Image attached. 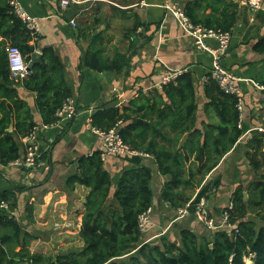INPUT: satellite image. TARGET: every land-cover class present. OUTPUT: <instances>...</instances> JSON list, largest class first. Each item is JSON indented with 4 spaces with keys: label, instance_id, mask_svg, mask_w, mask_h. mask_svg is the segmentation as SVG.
<instances>
[{
    "label": "trees",
    "instance_id": "1",
    "mask_svg": "<svg viewBox=\"0 0 264 264\" xmlns=\"http://www.w3.org/2000/svg\"><path fill=\"white\" fill-rule=\"evenodd\" d=\"M209 7L212 11L207 14L205 10ZM237 9L238 2L233 0H190L185 5L193 22L223 30H231ZM140 24L142 22L135 21L130 31H135ZM39 37L14 13L10 0H0V163L3 165L20 156L19 138L37 125L18 87L36 93V106L44 124L57 121V109L72 96L63 63L53 46H44L40 57L34 59ZM12 45L21 50L28 64L32 62L29 73L23 78L12 74L7 50ZM130 54V51L120 50L105 54L104 36L98 33L91 38L82 61L97 71L120 72L129 65ZM162 88L169 102H161L162 107L157 111L150 102L151 97L143 96V99H132L122 111L117 106L97 110L91 116V123L108 129L120 121L123 139L153 155L159 172L168 176L161 188V199L177 209L209 195L211 183L202 185L196 194L195 188L235 145L243 129L239 126L236 97L223 91L213 79L207 81L209 102L206 108H211L218 120L204 123L202 128L195 126L197 104L191 73L184 72ZM134 104L137 107L134 108ZM151 113L156 114L155 120ZM137 118L150 122H138ZM183 135L186 137L178 145ZM157 137L167 143H159ZM245 147L254 173L248 183L237 186L232 193L234 207L230 221L236 224L238 231L198 232L183 227L178 240L162 234L156 242H143L137 221L138 215L153 202L151 168L124 169L113 194L118 206L105 207L112 179L103 166L100 150L79 157L78 171L69 176L67 184L74 187L78 182L90 188L81 216L80 234L84 246L79 251L59 255L48 264H264V132L252 130ZM192 156L194 160L186 166ZM1 199L9 200L11 209L17 204L10 190L0 191ZM193 210L194 207H190L191 214ZM249 213L253 218L248 217ZM259 220L263 224H259ZM29 242L20 222L5 212L0 213V264H21L27 260L42 264L39 255L30 251ZM18 247L20 249L16 250Z\"/></svg>",
    "mask_w": 264,
    "mask_h": 264
},
{
    "label": "crops",
    "instance_id": "2",
    "mask_svg": "<svg viewBox=\"0 0 264 264\" xmlns=\"http://www.w3.org/2000/svg\"><path fill=\"white\" fill-rule=\"evenodd\" d=\"M20 1L39 23L36 51L41 52L47 45L55 48L77 107L74 118L44 125L36 106V93L19 86V95L31 107L39 126L38 140L46 150L47 166L28 176L19 165L0 163V191L10 190L15 194L17 204L13 216L30 239V251L39 255L44 264V260L55 261L59 255L79 251L84 246L80 234L81 216L86 209L90 188L78 182L69 187L67 179L78 171L79 157L101 150L102 140L92 132L88 122L97 110L117 106L122 111L132 99L147 96L151 97L150 102L155 104L154 110L157 111L159 106L162 107L161 102H169V99L162 87L150 86L167 72L187 68L186 72H190L193 78L197 104L195 126L202 128L204 123L215 122L218 117L211 108H206L209 98L204 77L209 73L212 57L209 52L192 44L190 37L182 33L176 19L163 6L165 2L177 1L185 8L190 0H80L67 8H63L58 0ZM233 1L238 2V9L224 64L235 73L264 85V0L258 9L249 6L245 0ZM211 11L210 7L205 10L207 14ZM71 19H75V26ZM135 21L142 24L135 31H130ZM98 33L104 36L105 54L112 55L115 50L131 52L129 65L120 72L97 71L83 64L84 52L93 35ZM135 36L139 39L133 45ZM243 86V134L195 188L196 194L202 185L211 183L209 195L205 198L210 214L216 219L220 218L234 189L253 177L245 154V143L252 130L257 126L264 127V88L247 83ZM135 107L137 105L134 104ZM151 114L155 120L156 114ZM136 120L145 124L150 122L146 118ZM166 128L170 127L166 125ZM185 137L180 138L178 145ZM157 140L161 144L167 143L160 137ZM24 141L23 137L19 138L20 156L25 151ZM193 160L192 156L186 166ZM103 166L112 179L111 194L105 207L110 204L118 206L113 194L124 169L132 166L151 168L153 227L146 237L164 231L163 235L178 240L179 230L183 227L198 232L208 231L194 214L173 221L176 209L165 205L161 199V188L168 176L159 172L153 155L111 154L103 160ZM217 181L219 184L214 185L213 182ZM161 235L153 236L151 241H158Z\"/></svg>",
    "mask_w": 264,
    "mask_h": 264
},
{
    "label": "built area",
    "instance_id": "3",
    "mask_svg": "<svg viewBox=\"0 0 264 264\" xmlns=\"http://www.w3.org/2000/svg\"><path fill=\"white\" fill-rule=\"evenodd\" d=\"M63 8L71 6L73 3H79L80 0H58ZM245 2L254 9L262 7L263 0H245ZM10 4L14 13L23 20L26 26L33 31L34 34H39V23L36 17L31 15L23 6L20 0H10ZM163 6L173 15L176 19L182 33L192 40V44L203 51L209 52L212 57L211 67L209 73L204 77L206 81L210 78L216 81L226 93L232 94L237 99V109L239 111V126L241 127V119L243 118V111L245 106L243 83L253 84L256 87L264 88L254 79L243 77L224 64V58L229 51L232 40L231 30H223L221 28L207 27L201 23H195L187 15L186 10L177 1L165 2ZM71 23L75 26V19H71ZM8 59L12 74L16 78H23L28 73V62L24 59L21 50L15 46L8 47ZM187 71V68H180L165 73L161 80L150 87H162L174 80L179 75ZM77 114V107L73 97L69 96L63 102L62 106L57 109L55 116L58 120H70ZM57 120V121H58ZM55 121V122H57ZM53 122V123H55ZM90 129L94 134L99 136L102 140V147L100 150V157L105 160L108 155H135L143 154L144 152L134 148L131 144L126 142L120 133V121L114 126L103 129L98 126L92 125L91 118L88 119ZM53 123H50L53 124ZM44 124V123H43ZM49 125V124H44ZM257 130L264 132V127L257 126ZM39 126H34L29 132L23 136L25 142V151L22 156L12 161L24 168L26 175L32 176L36 171L47 166L45 159L46 150L41 147L38 140ZM165 205L170 206L166 201ZM194 207L193 214L199 222L211 232L217 230H226L231 233L233 230L238 231L235 223L230 221L231 210L234 207L232 196L223 208L221 216L216 219L210 214L208 202L205 196L197 202L189 201L185 206L176 209V216L173 221H176L184 216L191 214L190 207ZM7 213L9 216L14 215L13 209L10 208L9 200H0V213ZM153 206L150 205L147 209L138 215V227L143 236V242L150 241L153 236H159L164 231L159 232L152 237H146L153 227L152 221ZM14 217V216H13ZM24 264H35L32 260H27Z\"/></svg>",
    "mask_w": 264,
    "mask_h": 264
},
{
    "label": "water",
    "instance_id": "4",
    "mask_svg": "<svg viewBox=\"0 0 264 264\" xmlns=\"http://www.w3.org/2000/svg\"><path fill=\"white\" fill-rule=\"evenodd\" d=\"M138 39H139V37L138 36H135V38H134V42H133V45H135V43L138 41ZM40 54H41V52H39V51H36V53H35V55H34V59H38L39 57H40ZM31 66H32V62H30L29 63V65H28V70L30 71V69H31ZM138 121H143L142 119H138ZM10 129H12V128H10ZM244 194H245V196H247V192L245 191L244 192ZM108 220L110 221V218L108 217ZM127 255H125V256H123V257H126Z\"/></svg>",
    "mask_w": 264,
    "mask_h": 264
},
{
    "label": "rangeland",
    "instance_id": "5",
    "mask_svg": "<svg viewBox=\"0 0 264 264\" xmlns=\"http://www.w3.org/2000/svg\"><path fill=\"white\" fill-rule=\"evenodd\" d=\"M264 149V148H263ZM248 163H249V161H248ZM250 164V163H249ZM252 171V174L254 173V171H253V169L251 170ZM250 175H251V172H250ZM252 179V178H251ZM248 217H250L251 218V213H249L248 214ZM258 223L260 224V223H262V221H258ZM263 224V223H262ZM46 263H44V264H48L49 262H50V260H44ZM48 262V263H47ZM250 262V261H249Z\"/></svg>",
    "mask_w": 264,
    "mask_h": 264
}]
</instances>
